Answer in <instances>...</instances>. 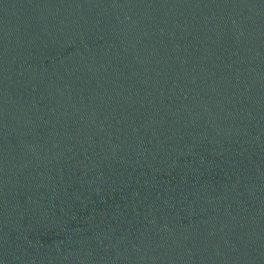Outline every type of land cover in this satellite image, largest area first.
Wrapping results in <instances>:
<instances>
[{"label":"water","instance_id":"water-1","mask_svg":"<svg viewBox=\"0 0 264 264\" xmlns=\"http://www.w3.org/2000/svg\"><path fill=\"white\" fill-rule=\"evenodd\" d=\"M0 264H264V0H0Z\"/></svg>","mask_w":264,"mask_h":264}]
</instances>
